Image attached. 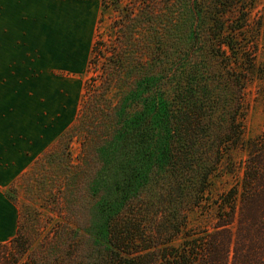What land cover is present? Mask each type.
Wrapping results in <instances>:
<instances>
[{
  "label": "trees",
  "instance_id": "trees-1",
  "mask_svg": "<svg viewBox=\"0 0 264 264\" xmlns=\"http://www.w3.org/2000/svg\"><path fill=\"white\" fill-rule=\"evenodd\" d=\"M101 1L107 8L121 0ZM164 2L161 26L149 28L157 49L146 48L149 68L97 137L87 224L61 226L26 262L8 258L12 245L27 251L16 234L0 242V264H264V129L245 136L246 89L264 83L255 0ZM87 99L77 126L89 125ZM224 175L233 181L214 192Z\"/></svg>",
  "mask_w": 264,
  "mask_h": 264
},
{
  "label": "rangeland",
  "instance_id": "rangeland-1",
  "mask_svg": "<svg viewBox=\"0 0 264 264\" xmlns=\"http://www.w3.org/2000/svg\"><path fill=\"white\" fill-rule=\"evenodd\" d=\"M165 9L164 0L153 3L121 0L107 8L100 0L92 46L102 43L101 55L96 65L90 63L91 46L88 60L80 71L74 70L76 66L66 65L65 59L54 56L56 53H48L45 58L35 50L24 51L19 42L7 41L5 47L2 44L0 141L9 140L21 148L20 168L6 189L17 211L14 235L21 234L19 242L27 246L22 256L16 245L8 248L10 261L31 259L34 253L44 250L55 231L63 225L81 230L87 224L89 207L94 200L87 185L98 165L94 151L97 137L103 131V124L112 127L113 123L105 119L111 118L123 92L149 68L150 49L146 51V48L151 45L153 52L157 50L149 28L161 26ZM148 10L152 13H147ZM253 18L264 26V0H255ZM133 32L138 34L129 37ZM175 41V38L170 39L169 49L163 45V50L168 49L172 57L177 56L175 49L170 47ZM258 41L257 61L263 63L264 27ZM142 44L144 51L140 52ZM122 55L125 61L120 60ZM119 61H124L123 68ZM263 86L264 83L256 79L246 89V138L264 129ZM86 99L92 104L87 112L89 125L77 126ZM243 156V151H235L237 160ZM232 179L227 175L215 177L214 192L225 188ZM66 232L65 229L64 234Z\"/></svg>",
  "mask_w": 264,
  "mask_h": 264
},
{
  "label": "crops",
  "instance_id": "crops-1",
  "mask_svg": "<svg viewBox=\"0 0 264 264\" xmlns=\"http://www.w3.org/2000/svg\"><path fill=\"white\" fill-rule=\"evenodd\" d=\"M99 10L100 0H3L0 49L7 41L19 42L24 51L35 50L45 58L56 53L80 71L89 57ZM20 151L11 141H0V242L16 232L17 211L6 187L20 168Z\"/></svg>",
  "mask_w": 264,
  "mask_h": 264
},
{
  "label": "snow or ice",
  "instance_id": "snow-or-ice-1",
  "mask_svg": "<svg viewBox=\"0 0 264 264\" xmlns=\"http://www.w3.org/2000/svg\"><path fill=\"white\" fill-rule=\"evenodd\" d=\"M3 2V0H0V3H2Z\"/></svg>",
  "mask_w": 264,
  "mask_h": 264
}]
</instances>
